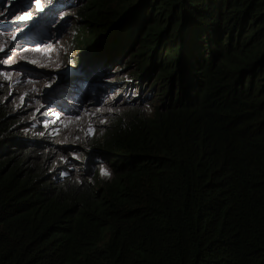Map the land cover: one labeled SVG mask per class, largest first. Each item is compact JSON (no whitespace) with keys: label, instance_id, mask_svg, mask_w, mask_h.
I'll list each match as a JSON object with an SVG mask.
<instances>
[{"label":"trees","instance_id":"obj_1","mask_svg":"<svg viewBox=\"0 0 264 264\" xmlns=\"http://www.w3.org/2000/svg\"><path fill=\"white\" fill-rule=\"evenodd\" d=\"M105 1L73 8L85 21L74 28L90 32L76 42L106 41L85 76L108 72L110 51L123 61L134 30L140 43L122 63L135 62L136 76L161 64L153 81L171 75L162 104L132 107L92 138L91 156L111 170L100 181L57 164L54 142L23 134L40 126L0 91V264H264V0H138L115 28L135 3L97 20Z\"/></svg>","mask_w":264,"mask_h":264},{"label":"rangeland","instance_id":"obj_2","mask_svg":"<svg viewBox=\"0 0 264 264\" xmlns=\"http://www.w3.org/2000/svg\"><path fill=\"white\" fill-rule=\"evenodd\" d=\"M125 1L127 0H106L97 20L103 19L105 15H112L113 12L109 10ZM137 1L133 0L135 6L123 12L121 19H116L113 28L120 23L123 25L129 17L132 19ZM21 2L27 5L19 6ZM87 2L88 0L4 1L6 5L0 7V23L9 26L0 27V91L3 101L13 112L23 117L25 122L40 126L39 130L23 129V134L54 142L58 145L55 150L59 153L54 151L51 157L57 158V164L67 165L69 170L86 179L92 178L97 171L96 176L101 181L102 178L111 176V170L103 159L94 160L91 156L92 149L95 148L92 138L107 124L126 120L132 107L150 114L162 104L160 96L165 95L164 91L168 87L166 83L171 75L154 82L153 79L161 68L160 64L152 74H149L148 69L144 76L142 74L146 70H142L140 74L143 77L137 79L140 74L133 75L132 71L136 67L135 62L123 65L122 62L140 43L136 32L132 30L125 36V40L134 45L124 54L123 61H114L117 53L111 55L110 51L107 54L104 67L110 65L111 68L106 73L103 69L100 71V83L103 86L92 90L80 84V78L88 70L87 66L93 64L86 62L92 58L97 60L94 53L102 47L98 45L99 40L88 48L86 41L82 45L76 42L80 38L88 39V34L90 36L88 29L84 33L85 37H82L74 28V25L84 24L85 21L74 15L76 9L73 8ZM154 2L157 3L158 0H149L147 8H152V5L154 7ZM89 9H94V5ZM18 19L21 22L16 24ZM22 26L32 27L30 34L23 33L17 37ZM91 26L96 25L94 23ZM156 51L158 49L154 50ZM154 52L149 51L145 55L150 56ZM158 57L160 61H166V49H161V56ZM149 64L151 58L145 67ZM129 79H136L135 84H128L131 83L126 82ZM118 80L115 84L110 83ZM51 97L55 100L52 101Z\"/></svg>","mask_w":264,"mask_h":264},{"label":"clouds","instance_id":"obj_3","mask_svg":"<svg viewBox=\"0 0 264 264\" xmlns=\"http://www.w3.org/2000/svg\"><path fill=\"white\" fill-rule=\"evenodd\" d=\"M53 14H54V12H53ZM21 22V19H18V20H16L15 21V23L16 24H18V23H20ZM44 24H42V26H43ZM0 27L1 28H4L3 27V25H2V23H0ZM28 27H21V28H19V31H18V33H17V37H19L21 34H23V31L24 30H26ZM145 28V27H144ZM30 32V29L28 30V31H26V32H24V33H29ZM30 34V33H29ZM124 65V64H123ZM126 65V64H125ZM86 73H88V70L86 71ZM92 73H95V75H91ZM98 73H99V75H100V71H90L89 72V74L91 75V77L90 76H88V77H86L85 75H84V77H82V78H80V83H82V85H83V83H86V84H90L91 86H93L95 89H100L101 87H102V85H99L97 88H96V86H97V84H95V81H94V79L95 78H97V76H98ZM141 73V72H140ZM140 73H138V74H140ZM145 74H147V72H145ZM141 75V74H140ZM138 76V77H136L137 79H140V78H142L143 76L142 75H144V73L141 75V76ZM100 77H101V75H100ZM130 81H133V82H131V83H128V84H135V82H136V79H129L128 81H126V82H130ZM111 82V81H110ZM98 83H100V81L98 82ZM139 83V82H138Z\"/></svg>","mask_w":264,"mask_h":264},{"label":"flooded vegetation","instance_id":"obj_4","mask_svg":"<svg viewBox=\"0 0 264 264\" xmlns=\"http://www.w3.org/2000/svg\"><path fill=\"white\" fill-rule=\"evenodd\" d=\"M149 25V24H148ZM166 32L164 34V37H166L167 39H172L174 38V29H175V26H171L170 27V24L166 25ZM153 36L149 35L148 33L142 37V39H147V40H150Z\"/></svg>","mask_w":264,"mask_h":264},{"label":"water","instance_id":"obj_5","mask_svg":"<svg viewBox=\"0 0 264 264\" xmlns=\"http://www.w3.org/2000/svg\"><path fill=\"white\" fill-rule=\"evenodd\" d=\"M113 19H114V18H111V20H113ZM149 22H151V20L145 21L144 24H143V28H144V27L146 26V24L149 23ZM5 24H9V23H5ZM35 24H36V23H35ZM168 24H169V22H167V25H168ZM119 25H120V24H118L117 26H119ZM6 26H9V25H5V26H3V27L5 28ZM117 26H116V27H117ZM57 27H58V26H57ZM31 28H32V27H28L26 30L23 31V33L26 32V31H28L29 29L31 30ZM60 29H61V28H60ZM244 31H245V29H243L241 32H239V34L237 35V37H239V36L242 34V32H244ZM99 41H100V40H99ZM100 43L103 45V44L106 43V41H103V42L100 41Z\"/></svg>","mask_w":264,"mask_h":264},{"label":"bare ground","instance_id":"obj_6","mask_svg":"<svg viewBox=\"0 0 264 264\" xmlns=\"http://www.w3.org/2000/svg\"><path fill=\"white\" fill-rule=\"evenodd\" d=\"M92 61H94V59L93 60H88L86 63H89V62H92Z\"/></svg>","mask_w":264,"mask_h":264},{"label":"snow or ice","instance_id":"obj_7","mask_svg":"<svg viewBox=\"0 0 264 264\" xmlns=\"http://www.w3.org/2000/svg\"><path fill=\"white\" fill-rule=\"evenodd\" d=\"M105 174H107V173H105Z\"/></svg>","mask_w":264,"mask_h":264}]
</instances>
